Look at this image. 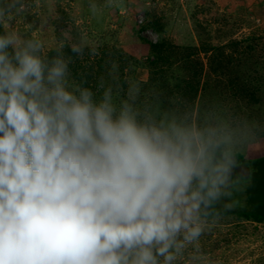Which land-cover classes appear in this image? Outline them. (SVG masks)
<instances>
[{
	"label": "clouds",
	"instance_id": "clouds-1",
	"mask_svg": "<svg viewBox=\"0 0 264 264\" xmlns=\"http://www.w3.org/2000/svg\"><path fill=\"white\" fill-rule=\"evenodd\" d=\"M42 48L0 35V264H174L236 162L216 158L214 130L95 100Z\"/></svg>",
	"mask_w": 264,
	"mask_h": 264
},
{
	"label": "rangeland",
	"instance_id": "rangeland-1",
	"mask_svg": "<svg viewBox=\"0 0 264 264\" xmlns=\"http://www.w3.org/2000/svg\"><path fill=\"white\" fill-rule=\"evenodd\" d=\"M0 26L22 41H40L41 52L64 44L115 46L143 59L149 55L144 40L223 47L222 65L211 68L201 55L206 65L190 122L179 110L168 112L164 102L160 115L166 125L214 130L228 151L263 163L249 182H261L264 203V0H0ZM128 78L131 91L140 92L141 83L148 81L147 67L128 71ZM251 92L257 102L249 99ZM238 180L231 176L232 185L228 181L224 189L236 198L243 190ZM226 198L202 216L203 234L174 264H264V222L247 220L232 207L225 210Z\"/></svg>",
	"mask_w": 264,
	"mask_h": 264
},
{
	"label": "trees",
	"instance_id": "trees-1",
	"mask_svg": "<svg viewBox=\"0 0 264 264\" xmlns=\"http://www.w3.org/2000/svg\"><path fill=\"white\" fill-rule=\"evenodd\" d=\"M3 34L5 33L0 26V35ZM144 41L149 47V55L143 59L135 58L115 46L81 47L82 54H77L71 51L72 47L69 44H64L40 54L51 59L58 53H62L65 59L70 58L69 78L73 85L90 89L94 93L95 100H99V96H103L106 90L112 91L119 105L123 101L133 105L138 112V120L163 122L159 107L164 102L168 104L166 105L168 112L174 109L179 110L180 113L185 114L184 116L189 117L190 122L196 108L201 77L206 65L201 55H205L207 64L211 68L214 63L222 65L223 47H183L172 44L167 39ZM142 65L148 69V81L141 83L140 92L139 90L133 92L134 100L130 98L131 88L134 86L130 83L128 71L130 74ZM145 94L146 97L143 100ZM248 96L251 101H258L254 92ZM225 154L237 160V167L231 176L238 177V188L243 189L239 198H236L235 194L227 196L226 203L232 204V208L241 217L257 223L264 222L261 182H249L251 175H256L263 167V163L255 164L240 153L228 151L226 143L220 141V147L216 150L215 156L219 159ZM229 184L232 185L231 177ZM218 202H221V199ZM217 203L214 205L215 208L219 207Z\"/></svg>",
	"mask_w": 264,
	"mask_h": 264
}]
</instances>
